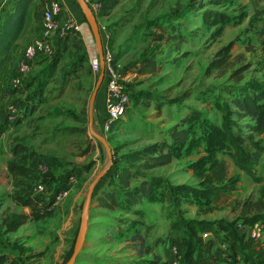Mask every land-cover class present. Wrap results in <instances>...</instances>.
Wrapping results in <instances>:
<instances>
[{"label": "rangeland", "instance_id": "rangeland-1", "mask_svg": "<svg viewBox=\"0 0 264 264\" xmlns=\"http://www.w3.org/2000/svg\"><path fill=\"white\" fill-rule=\"evenodd\" d=\"M10 2L0 0V9ZM41 2L40 10L45 5L43 0ZM263 13L264 0H221L219 4L214 0H121L108 14L97 15L98 24L107 35L102 43L124 64L123 82L129 92V103L123 117L109 132L101 129L98 132L111 148L112 158L116 157L114 160L117 161L146 145L163 140L169 142L168 130L176 124L179 128L186 127L183 119L191 110L198 111L199 119L191 124L189 133L190 138L197 140L196 145L187 153L183 151L170 164L150 172L162 176L169 185L196 187L200 180L190 164L207 154L202 132L208 133L210 124L218 128L222 126L224 113L217 104L223 102L233 110L229 115L232 131L258 139L264 150V135L252 133L248 127L252 122L249 117L234 113L237 109L231 101L235 93L226 91L229 87H247L250 82L264 84ZM215 14H222L225 22L216 19ZM39 31V23L32 22L17 40L12 56L1 72V124L9 103L17 102L22 109L28 104L25 99L34 101L29 95L32 88L26 82L31 79L36 82V76L31 75L18 89H11L10 79L24 46L37 37ZM159 34H164L163 38L155 39ZM222 56L226 59L221 66L212 64ZM147 60L155 62V72L139 74L138 68ZM88 65L89 71L87 64L79 65L82 67L81 70L78 67L79 76L71 77L66 90L59 92L57 88V91L46 95L33 113L26 111L0 135V180L7 178L5 184L0 181V246L2 252L10 257L7 264H65L72 254L87 188L108 165L103 144L89 130L88 105L98 74L91 70L90 63ZM98 92L100 95L105 93L103 82ZM79 126L85 127V132L69 133L68 129ZM19 143L28 146L33 160L44 158L53 162L45 174L35 164V182L43 179L62 183L69 175L75 177V182L66 187V196L45 218L38 221L30 219L16 231L6 232V222L11 216L22 213L13 202L15 186L12 178L6 175L7 162L13 158L10 148ZM86 149L88 151L84 153ZM215 155L227 164L232 190L216 203L188 198L177 207L181 216L210 222L224 219L238 226L244 217L264 213V152L254 167V178L233 164L227 150L217 151ZM103 181L104 186L107 181ZM92 201L93 197L90 204ZM165 206V203H154L148 211L149 216L141 209L148 226L154 224L155 214H161ZM93 213L92 210L90 219L94 218ZM96 218L98 221L95 222L104 220ZM121 220L123 222L110 221L129 234L131 226L128 224L131 222ZM133 227L138 228V224H133ZM243 229L239 227L238 231ZM210 235L215 241L212 252L223 260L229 259L232 264L237 263L231 255L228 233L220 229L216 234L210 232ZM171 238L174 240L170 222L157 220L150 236L151 242L161 246ZM115 244L104 246L100 239L93 240L91 247L87 248L92 256L99 254V261L93 263L88 255L82 253L88 246L85 239L74 264H109L114 260L122 261L120 264L137 263V259H131L132 255L127 257L115 252L119 246ZM119 250L121 253L132 252V249ZM171 253H174L173 248ZM86 258L88 262L79 263Z\"/></svg>", "mask_w": 264, "mask_h": 264}, {"label": "trees", "instance_id": "trees-1", "mask_svg": "<svg viewBox=\"0 0 264 264\" xmlns=\"http://www.w3.org/2000/svg\"><path fill=\"white\" fill-rule=\"evenodd\" d=\"M214 1L217 4L221 2V0ZM99 2L101 4L99 14L106 15L121 0H99ZM41 5V0H11L8 5L0 9V75L3 68L8 64L21 34L26 32L32 22L41 24ZM215 18H219L222 23L225 22V17L222 14H215ZM163 36L164 34L156 35L155 39L161 40ZM228 47L224 49L226 50ZM60 56L61 54L58 53L51 59L45 76L37 81L35 89L29 94L32 98L42 93L47 83L46 78L53 74ZM225 59L226 56H222L221 60L213 61L212 64L221 66ZM83 61H85L84 57L77 61L76 65L69 66L68 71H77L78 65L82 64ZM155 70V62L147 60L141 64L137 72L145 74L153 73ZM28 84L31 86L32 82ZM226 91L228 94L235 93L231 101L237 109L234 113L249 117L252 122L249 123L248 127L252 133L258 136L264 135V84L250 82L247 87H229ZM217 105L223 109L224 113L222 126L218 128L210 124L208 133L205 130L202 132L201 137L205 142L207 154L190 164L194 174L200 180L196 187L169 185L162 176L149 173L150 170L170 164L174 159H178L183 151L187 153L190 148L196 145L197 140L189 137L192 128L190 126L199 119L200 115L195 110H191L189 115L183 119L182 122L186 127L179 128V125L176 124L168 130L166 135L169 142L163 140L146 145L141 149L125 154L117 161L114 157L108 172L98 181V183L100 182L99 186L97 187V183L94 187L92 197H95L97 205L112 211L132 212V207L140 204L143 200L150 203L166 204L164 207L165 217L170 222V228L174 231L173 242L177 251V261L174 263L162 260L153 254V248L146 243L145 237L131 224H128L131 226L129 234L121 229L109 232V239L135 242L141 255L151 254L149 259L138 261L136 264H217L222 258L212 252V248L215 246L214 238L209 237L204 240L202 234L205 232L216 234L220 229L228 233L230 237L231 255L236 262L240 260L242 264H264V238H255L244 232H239L237 223L235 224L233 221L219 219L210 222L185 219L177 208L181 202H185L190 197L202 202L216 203L224 194L232 190V181L228 177L227 164L224 160L216 157L217 151L227 150L233 164L238 169L252 178L255 177L254 167L264 152L262 145L258 139L254 140L251 135L244 136L239 132H233L230 126L232 122L229 118L233 110L226 102ZM23 108L24 114L30 109L28 104H25ZM7 124V121L4 120L0 125V135L7 129ZM84 130L83 128L69 129L70 132ZM10 152L14 155V158L7 162V172L15 186L12 198L18 204L27 207L29 214H13L6 222V232L16 231L27 221L28 217H31L33 221L45 218L47 208L53 202L51 196L49 199H45L44 194H31L36 177L33 175L34 170L26 165L28 160L26 147L22 144H16L10 148ZM16 158L21 160L17 161ZM104 179L107 183L103 186ZM47 183L49 185L51 182ZM118 221L123 222L121 219ZM257 221L264 222V213L246 216L240 221V224L252 225ZM122 235L123 238H121ZM9 259L10 257L2 252L0 246V264H7Z\"/></svg>", "mask_w": 264, "mask_h": 264}, {"label": "crops", "instance_id": "crops-1", "mask_svg": "<svg viewBox=\"0 0 264 264\" xmlns=\"http://www.w3.org/2000/svg\"><path fill=\"white\" fill-rule=\"evenodd\" d=\"M48 1H50V0H43V2L45 3L44 7L46 6ZM57 1H59L61 3V6H62V9H61V12L58 16V19L64 20L68 17H73L79 23V30L77 32L71 33L68 36V38L63 42H56V41L54 42V46L58 50V53L61 54V56L58 60L56 69L53 70V74L46 78L47 83L45 84L42 93L40 95H38L37 97H34L33 102L31 101L32 99L31 100L25 99L26 102L28 103L29 107H30L28 112H31V113H33L35 111L37 104H41L42 100H44V97H46V95H50L52 93V91H57L58 89L60 90L59 92L66 90V88L69 87V85L71 84V80H72L71 77L76 78L79 76L78 70L69 72L67 69V68H69V66H72L74 64L76 65L77 61H79L81 58L84 57L85 61H83V63L87 64V71H89L90 67H89L88 63H90L93 59L98 58V52H97V48L95 45V41H94L92 32L90 30L88 23L85 20L84 14H83L82 9H81L80 5L78 4L77 0H57ZM42 10H41V12H42ZM99 26L101 27V25H99ZM39 27H40V24H39ZM39 33H40V31H39ZM39 33H38V35H39ZM100 34H101V38H102V42H103V40L106 38V34L103 30H100ZM103 46L105 47L104 43H103ZM77 47H81V48L79 50H77ZM50 61H51V59H47V58H37L36 60L33 61L32 67H31V74H30L29 78L31 77V75H32V77L36 76V78H35L36 82L31 79V80H29L28 83L32 82V85L29 86L28 83L26 84L29 87H31L32 90L35 89L37 81L45 76V74H46L45 71L49 68ZM78 67H79V65H78ZM79 68H80L79 70L82 69V67H79ZM33 73H34V75H33ZM53 87L56 89H53ZM32 90H31V92H32ZM104 96H105V93L100 95L98 92L96 95L94 104H93V111H92L93 127L97 132L100 131L101 125H102L103 121L105 120V115H106L105 114V107H104ZM16 104H18V103L16 102ZM22 114H23V111L21 112V115ZM22 117H23V115H22ZM15 123H8L7 129L9 126H13ZM75 128H78V129L83 128L86 130L85 127H81V126L75 127ZM85 130L84 131L70 132L68 129L70 134H77V132H85ZM19 144H22V143H19ZM22 145H24L26 147V154H28V160H27V164H26L28 167H30L34 170L35 164L37 166H39L40 164H47L49 166V168L51 169L53 162H51L50 160L44 159V158H36V160H33V156L30 154V152L28 150V146L24 143ZM84 153H85V150H84ZM10 154H11V152H10ZM11 156L14 158L13 154H11ZM16 159H17V161L21 160L20 158H16ZM158 168H160V167H158ZM151 171L152 170H150L149 173ZM6 175H8L7 166H6ZM6 180H7V178H6ZM6 180L4 178L3 180H0V181H4L3 184H5ZM10 182L12 183V181H10ZM8 188H9V186H8ZM91 198H92V196H91ZM90 201H91V199H90ZM13 202L15 203V205L17 207H20L19 208V209H21L20 212L25 213L27 215L29 214V209L27 207H24V206L18 204L15 200ZM153 204L154 203H150V202H147L146 200H143L140 204L132 207V210H133L132 212L124 213L120 210L112 211V210H108V209L99 207L97 205V202L95 201V197L93 196V201L91 202V204H89L90 212L88 213V217H87V228H86V234H85V239H86V242L88 243V246L83 248V249H85L82 252V253H84L83 255H88V258H90V261L93 263L98 262L99 261V257H98L99 254L92 256L91 250L87 249V248L91 247L93 240L100 239L101 241H103L104 246L113 245V243H116L115 245H119V246H118V248H116L117 251H115V252H119L118 254L124 255L127 257H130L132 255L131 259H133V258L137 259L136 262L149 259L151 257V254L150 255H141L138 251V246L136 245L135 242H132L129 240L116 241L115 239H112V240L109 239V232L121 229L118 226H113V224L110 220L115 219L118 221V219H124V220L131 221L130 224L132 226L135 223L138 224V228H135V229H137L141 233V235H143L145 237L146 243L149 244L153 248V254L159 256L162 260H166L170 263H174L177 258L174 255V253H171V249L173 247V238H171L170 241H166L161 246L160 245L157 246L155 242H151V240H150V236L154 233L155 222H157V220H160V221H166L167 220L166 217L165 216L163 217V215H162V212L164 213V208H162L163 210L160 208L162 212L159 215L155 214L156 216L154 219V224L149 225V226L147 225V222L144 221L145 216L143 214V211L145 212V214H147L149 216L148 211L151 207H153ZM57 205L58 204H56L55 206H53L51 208H47V215H48V213L53 211ZM92 210L94 211V213L92 214V217H94V218L90 219L89 217H91L90 213H92ZM134 211H136V212L133 213ZM96 217L104 219V220H100V222H95V221H98V220H96L97 219ZM30 219H32V218L28 217L26 222H28ZM105 220H109V222H105ZM26 222L24 224H26ZM24 224H22V225H24ZM120 224L123 227L125 226V224H122L121 222H120ZM140 225H142V226L140 227ZM91 229H93V231ZM95 231H97V233ZM98 231H100L101 233H99ZM87 234H88V236H87ZM119 249H129V250L132 249V252L131 253H129V252H127V253L122 252L121 253V250H119ZM114 250H115V248H114ZM169 250H170V253H169ZM228 260L221 259L217 264H231ZM88 261H89V259L86 258V259L80 260L79 263H85ZM119 262H122V261L114 260L113 262H110L109 264H120ZM236 264H240V262L237 261Z\"/></svg>", "mask_w": 264, "mask_h": 264}, {"label": "built area", "instance_id": "built-area-1", "mask_svg": "<svg viewBox=\"0 0 264 264\" xmlns=\"http://www.w3.org/2000/svg\"><path fill=\"white\" fill-rule=\"evenodd\" d=\"M97 17L101 10L99 0H85ZM61 3L57 0H50L42 10L40 33L37 37L28 42L16 62L15 73L10 79L11 89H18L29 79L31 67L37 58L52 59L58 54L54 42L65 41L71 33L79 30V23L73 17L64 20L58 19L61 12ZM100 30L104 31L103 27ZM261 32L264 34V13L262 14ZM107 36V35H106ZM104 61V85H105V120L101 125L103 132H109L113 126L123 117L129 103V92L124 84L125 67L121 60L117 59L111 50L103 46ZM91 70L97 75L100 71L99 59L95 58L90 62ZM22 109L19 104L9 103L7 112L2 121L15 123L21 116ZM1 125V123H0ZM38 169L45 174L50 168L47 164H40ZM75 182L74 176H67L62 183H50L48 185L43 179L35 182L31 189L32 195L44 194L45 199L51 196L53 202L48 208L58 204L67 194L69 185ZM65 185V186H64ZM244 227L242 232L255 238H264V222L257 221L252 225L238 224ZM211 237L210 232L202 234V239ZM174 254L177 253L175 246L172 247ZM237 259H239L237 257ZM177 260H175L176 262ZM240 264L242 261L238 260Z\"/></svg>", "mask_w": 264, "mask_h": 264}, {"label": "water", "instance_id": "water-1", "mask_svg": "<svg viewBox=\"0 0 264 264\" xmlns=\"http://www.w3.org/2000/svg\"><path fill=\"white\" fill-rule=\"evenodd\" d=\"M77 2L82 9L85 20L88 23L90 30L92 32V35H93V38L95 41V45L97 48V52H98L99 63H100V71L98 73L95 85L93 87V90L91 92L90 99H89L88 125H89V130L92 133V135L95 138H97L103 144V146L107 152V155H108V165L94 177V179L90 182V184L87 188L82 213L80 216L79 227H78V231H77L74 246H73V251H72L71 256L69 257V259L67 260V262L65 264H74L76 257L81 250L83 241L85 239L86 228H87L88 208H89L90 199H91L94 187L96 186L98 181L103 177L106 170H108L113 163L111 148L109 147L106 139L103 136H101L93 128V117H92L93 104H94L96 95L98 93V90H99V88H100V86L104 80L103 43H102V38H101V34H100V28H99V24H98V21L96 19L95 14L91 10L90 6L85 2V0H77Z\"/></svg>", "mask_w": 264, "mask_h": 264}]
</instances>
